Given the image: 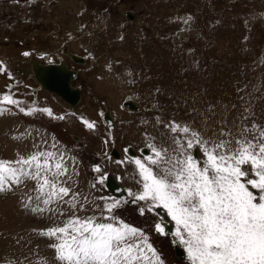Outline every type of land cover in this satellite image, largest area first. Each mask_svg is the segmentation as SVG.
Masks as SVG:
<instances>
[{"label": "rangeland", "instance_id": "1", "mask_svg": "<svg viewBox=\"0 0 264 264\" xmlns=\"http://www.w3.org/2000/svg\"><path fill=\"white\" fill-rule=\"evenodd\" d=\"M24 51L32 54L25 57ZM0 60L14 77L0 75V95L10 85L25 106L49 107L55 116H65L63 121L42 113L0 116V143L8 139L6 147L16 149L10 136L17 129L55 137L77 157L78 190L95 196L114 197L106 183L91 188L104 174L116 177L125 190H137L135 168L127 160L151 155L145 130L158 144L164 142L168 133L155 125L157 117L190 121L185 108L203 111L211 104L216 119L227 116L231 122L250 106L264 125V0H0ZM49 64L76 72L72 84L81 91L79 103L68 104L34 78ZM77 116L95 120L97 131L89 133ZM12 119L21 127L1 128ZM7 148L0 158L13 157L15 150ZM113 149L120 157L111 155ZM96 165L101 174L93 171ZM118 215L150 233L165 264H189L187 255L185 261L176 257L172 235L151 230L161 213L142 217L136 205L128 204ZM166 222L174 225L170 218ZM43 226L14 197L0 195V264L23 260L26 249L14 238L39 242L32 229ZM38 253L52 256L42 243ZM31 259L35 264L37 254Z\"/></svg>", "mask_w": 264, "mask_h": 264}, {"label": "snow or ice", "instance_id": "2", "mask_svg": "<svg viewBox=\"0 0 264 264\" xmlns=\"http://www.w3.org/2000/svg\"><path fill=\"white\" fill-rule=\"evenodd\" d=\"M191 19L189 15L183 22ZM31 54L22 52L25 57ZM0 75L14 79L3 60ZM6 88L0 95V116L42 113L65 120L49 107L25 106L10 85ZM184 111L190 121L156 118L155 125L168 133L164 142L158 144L154 134L144 131L151 155L127 160L134 165L138 187L127 188L124 199L78 190L77 157L55 137L17 129L10 136L16 148L13 157L0 158V195L14 197L22 211L39 217L44 226L32 229L39 242L14 238L26 249L15 264H33L32 253L38 256L35 264H165L150 233L118 215L128 204L136 205L142 217L166 214L175 226L171 235L189 264H264V125L256 122L250 106L231 122L227 116L216 119L211 104L203 111L195 106ZM76 119L89 133L97 131L95 120ZM93 171L101 174L103 169L96 165ZM106 180V174L98 175L91 188ZM151 230L169 234L164 216ZM41 243L51 257H39Z\"/></svg>", "mask_w": 264, "mask_h": 264}, {"label": "water", "instance_id": "3", "mask_svg": "<svg viewBox=\"0 0 264 264\" xmlns=\"http://www.w3.org/2000/svg\"><path fill=\"white\" fill-rule=\"evenodd\" d=\"M40 69L36 73L37 80L49 91L55 92L60 95L67 103L75 105L80 99V91L77 88L70 87V79L75 76V73L72 70H68L64 65H44L39 67ZM106 119L109 121L110 125L112 120L109 114L106 115ZM111 155L117 157L118 153L116 150H112ZM106 187L109 192L121 199L126 198V193L123 188L116 182L112 174L107 175ZM164 219L167 220L166 215L163 212H160ZM167 231L169 234L172 232V225H166ZM174 253L179 260H184V252L181 247L175 245Z\"/></svg>", "mask_w": 264, "mask_h": 264}, {"label": "crops", "instance_id": "4", "mask_svg": "<svg viewBox=\"0 0 264 264\" xmlns=\"http://www.w3.org/2000/svg\"><path fill=\"white\" fill-rule=\"evenodd\" d=\"M0 124H3V123H0ZM4 124H5V125H1V128H4V129L6 128L7 130L10 129L11 127H13V126L21 127L20 125H17V123H15V119H12L11 122L8 123V124H7V123H4ZM2 139H3V138H2ZM7 142H9V140H8V139H5V138L1 141L0 145H5L4 149H3L2 151H0L1 153H2V152H5V148H7V147H6ZM7 149H8V150L10 149V150H9L10 152H11V150H12V151H13V150L16 151V149H13V148H11V147H10V148H7ZM8 150H6V151H8ZM2 154H3V153H2Z\"/></svg>", "mask_w": 264, "mask_h": 264}, {"label": "bare ground", "instance_id": "5", "mask_svg": "<svg viewBox=\"0 0 264 264\" xmlns=\"http://www.w3.org/2000/svg\"><path fill=\"white\" fill-rule=\"evenodd\" d=\"M59 66V65H58ZM40 69V68H39ZM67 69L68 70H72V69H70V68H68L67 67ZM74 73H75V76L74 77H72L71 79H70V87L71 88H73L74 89V87H72V81H73V79L76 77V72L74 71V70H72ZM37 73V72H36ZM35 79L37 80V77L35 76ZM38 81V80H37ZM38 83L40 84V85H42L39 81H38ZM42 87L44 88V89H46L43 85H42ZM79 90V89H78ZM80 91V90H79ZM52 92V91H51ZM55 93V92H54ZM55 94H57V93H55ZM57 95H59V94H57ZM60 96V95H59ZM80 99H81V91H80ZM80 99H79V101H80ZM64 100V99H63ZM65 101V100H64ZM79 101H78V103H79ZM66 102V101H65ZM69 104V103H68ZM71 105V104H70ZM76 105V104H75ZM72 106H74V105H72ZM117 152V151H116ZM118 153V152H117ZM112 156H114V155H112ZM115 158H118L119 157V153H118V155H117V157L116 156H114ZM113 176V175H112ZM114 177V176H113ZM115 178V177H114ZM115 180H116V182L120 185V183L118 182V180L115 178ZM121 186V185H120ZM122 187V186H121ZM123 188V187H122ZM123 190H124V188H123ZM125 191V190H124ZM125 193H126V191H125ZM114 196V195H113ZM114 197H116V196H114ZM116 198H119V199H121L120 197H116ZM169 223H167L166 222V225H168ZM170 236H171V234H169ZM184 252V251H183ZM177 257V256H176ZM184 260H185V253H184Z\"/></svg>", "mask_w": 264, "mask_h": 264}, {"label": "flooded vegetation", "instance_id": "6", "mask_svg": "<svg viewBox=\"0 0 264 264\" xmlns=\"http://www.w3.org/2000/svg\"><path fill=\"white\" fill-rule=\"evenodd\" d=\"M33 77H34V72H33ZM35 78V77H34ZM73 82V81H72ZM72 85V87H73V84H71ZM82 96V95H81ZM118 152V151H117ZM120 157V156H119ZM116 178V177H115ZM117 179V178H116ZM118 180V179H117ZM119 182V181H118ZM121 185V184H120ZM122 186V185H121ZM123 187V186H122ZM124 188V187H123ZM125 190V189H124ZM126 191V190H125ZM172 225V224H171ZM173 229H174V225H172V232H173ZM179 246V245H178ZM183 251H184V249H183ZM184 253H185V251H184ZM185 260H186V253H185Z\"/></svg>", "mask_w": 264, "mask_h": 264}]
</instances>
